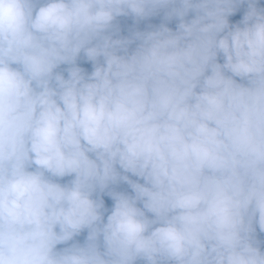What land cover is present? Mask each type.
Segmentation results:
<instances>
[{
  "label": "clouds",
  "instance_id": "1",
  "mask_svg": "<svg viewBox=\"0 0 264 264\" xmlns=\"http://www.w3.org/2000/svg\"><path fill=\"white\" fill-rule=\"evenodd\" d=\"M260 3L0 0V264H264Z\"/></svg>",
  "mask_w": 264,
  "mask_h": 264
},
{
  "label": "trees",
  "instance_id": "2",
  "mask_svg": "<svg viewBox=\"0 0 264 264\" xmlns=\"http://www.w3.org/2000/svg\"><path fill=\"white\" fill-rule=\"evenodd\" d=\"M260 7H264V0H261V3H260V5H259ZM246 5H241L240 6V8H239V10H238V12L236 13V15L235 16H233V17H230L229 19H230V23H232V22H235L236 20H238V19H240V18H242V16H243V13H244V11L246 10ZM161 22V18L160 17H157V18H153V19H151V20H149V21H145V22H142L140 25H139V27L141 28V29H143V28H145L146 27V25L148 24V23H152V24H159ZM131 20H126L125 21V24H127L128 26H131ZM175 21H173V22H171L170 24H169V26L170 27H172L173 29L175 28ZM124 34H127L126 32L124 33ZM134 47V46H133ZM221 62H222V60H221ZM78 63H80V65L82 66V67H84L87 71H91L92 69H91V64L90 63H85V62H83V61H79ZM62 67H64V66H62ZM238 79V78H237ZM66 179H68V178H65V180ZM132 179H136L135 177H132ZM142 182V181H141ZM117 190H123V191H128V192H131V189L130 188H128V186L126 185V184H121V185H119L118 186V189ZM104 199H105V204H106V206L107 207H111V205H112V201H111V199L110 198H108L107 196H105L104 197ZM257 233H258V238H261V239H264V233H259V229L257 228ZM86 231L84 232V233H82L80 236H78V237H76L75 239L77 240V241H79V242H83V240H84V238H85V236H86ZM69 243H71V242H69ZM58 247H64V245H58ZM262 251H264V247H262Z\"/></svg>",
  "mask_w": 264,
  "mask_h": 264
}]
</instances>
